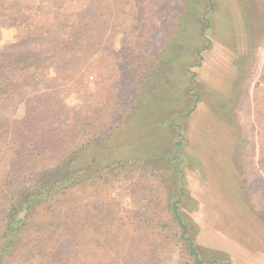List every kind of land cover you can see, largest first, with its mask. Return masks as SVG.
<instances>
[{
  "label": "rangeland",
  "instance_id": "rangeland-1",
  "mask_svg": "<svg viewBox=\"0 0 264 264\" xmlns=\"http://www.w3.org/2000/svg\"><path fill=\"white\" fill-rule=\"evenodd\" d=\"M186 1L0 0V186L23 192L79 145L77 165L100 162L21 209L3 264H196L173 215L182 186L204 261L264 264V0L198 2L193 35L207 10L212 45L164 89L156 53Z\"/></svg>",
  "mask_w": 264,
  "mask_h": 264
},
{
  "label": "trees",
  "instance_id": "trees-1",
  "mask_svg": "<svg viewBox=\"0 0 264 264\" xmlns=\"http://www.w3.org/2000/svg\"><path fill=\"white\" fill-rule=\"evenodd\" d=\"M202 0H187L184 5V11L182 15L179 17L177 28L170 34L169 40L161 47V50L156 53V59L158 56V63L155 65L152 70V75L154 80H159L160 85L165 89V80L170 78L181 79L188 75L191 72V68H188V61L192 55H195V49L200 48L202 43H207L208 46L204 48L209 49L212 45L210 40V33L207 31L211 29H215L213 27V22L210 18H208L209 13L204 11L202 12L203 17L200 23L202 24V31L200 37L193 35V8L198 5V2ZM210 8L214 9L217 4L211 0ZM210 9V10H211ZM247 28L252 31L253 26L248 24ZM228 30V26L226 27ZM248 38V42H249ZM240 51V50H239ZM238 51V54H239ZM158 54V55H157ZM199 54V53H198ZM196 56V55H195ZM199 58H203V56L197 55ZM237 64V63H236ZM238 65V64H237ZM194 83V82H193ZM159 84L157 85V89L159 88ZM199 86L198 82L194 83V87ZM201 89L206 90V87H202ZM190 95H192V90H188ZM173 93H169L168 97H174ZM195 97H200V95ZM224 97V96H223ZM150 102V101H149ZM170 103V102H168ZM154 105V102L151 101L146 107H151ZM171 106H167L170 108ZM143 109V108H142ZM150 109H145L143 111H147ZM192 113V112H191ZM28 117L21 120L24 122ZM165 132V131H164ZM166 133H164L165 136ZM58 135H56L57 137ZM88 136V135H87ZM85 136V137H87ZM105 136V135H104ZM90 144L96 146L98 143L103 142L100 138H89ZM183 140V138L181 137ZM93 140V141H92ZM166 143V140H165ZM180 145V143H179ZM175 145L169 147L168 149L173 153V148ZM85 146L79 145L77 149L72 151L66 159H64L58 167L54 169H50L48 171L40 172L36 175L35 179L32 180V184L29 186H25L23 192H16L15 187L12 188L13 182H7L3 186H0V215L1 221L4 223L3 234L0 238V264L7 261V257L11 255L13 250L16 248L19 242V235H21L22 229H20V213L21 209H24L29 212H34L42 206L40 201L47 194L61 193L66 191L68 188H74L76 184H79L82 180L89 176H92L96 171V168L100 164L98 157L95 156L94 160L85 165H77V159L80 154L83 152ZM151 153H155L153 150ZM163 158V157H162ZM167 161V155L165 156ZM145 162L150 164L149 159L143 158ZM168 162H173L176 166L182 167L185 165L184 161L180 156H176L175 153L168 157ZM88 180V179H87ZM67 185V188L64 186ZM17 186V185H16ZM63 189V190H62ZM70 190V189H68ZM61 191V192H59ZM65 193V192H64ZM187 190L184 186L181 187V196L182 198H178L173 204V215L179 221L182 222L180 224V228H182L183 238L186 237L189 241L188 250L191 256L194 258L196 264H211L212 261H204L205 259L200 255L199 251H197L194 246V239L190 234L191 228H193L192 224L189 222L188 216H184L183 212H181V203L191 200L190 197H187ZM184 197H186L184 199ZM190 198V199H189ZM40 201V202H39ZM193 201V200H192ZM191 202V201H190ZM40 204V205H39ZM19 237V238H18ZM220 253V252H218ZM221 254V253H220ZM222 255V254H221ZM226 257V256H225ZM226 261H221L220 264H233L226 257ZM216 262V261H215Z\"/></svg>",
  "mask_w": 264,
  "mask_h": 264
}]
</instances>
